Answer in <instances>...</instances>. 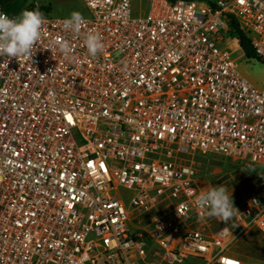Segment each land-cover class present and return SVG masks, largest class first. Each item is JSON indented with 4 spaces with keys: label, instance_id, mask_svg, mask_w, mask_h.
Listing matches in <instances>:
<instances>
[{
    "label": "built area",
    "instance_id": "built-area-1",
    "mask_svg": "<svg viewBox=\"0 0 264 264\" xmlns=\"http://www.w3.org/2000/svg\"><path fill=\"white\" fill-rule=\"evenodd\" d=\"M82 1L78 34L42 12L32 59L0 57V264H243L264 198L207 217L189 159L264 166V87L227 44L234 22L264 63V0Z\"/></svg>",
    "mask_w": 264,
    "mask_h": 264
},
{
    "label": "rangeland",
    "instance_id": "rangeland-1",
    "mask_svg": "<svg viewBox=\"0 0 264 264\" xmlns=\"http://www.w3.org/2000/svg\"><path fill=\"white\" fill-rule=\"evenodd\" d=\"M203 1V0H198ZM18 14L29 8L45 9L50 16L69 18L72 12L83 17L90 13L82 0H16ZM241 75L256 87H264V63L247 59L241 50L235 49L232 42L227 43ZM190 163L196 170L197 181L201 187L224 186L232 194L234 207L238 208L251 195L264 198V166L247 162L233 161L217 155L194 154ZM233 256L243 264H264V233L251 230L231 247ZM182 264H201L197 260H187Z\"/></svg>",
    "mask_w": 264,
    "mask_h": 264
},
{
    "label": "clouds",
    "instance_id": "clouds-1",
    "mask_svg": "<svg viewBox=\"0 0 264 264\" xmlns=\"http://www.w3.org/2000/svg\"><path fill=\"white\" fill-rule=\"evenodd\" d=\"M45 22L46 17L38 10H25L19 17L12 18L0 12V57L18 60L21 57L32 59ZM84 23V17L79 12H72L70 17L63 21V30L78 34ZM84 42L88 54L92 57L103 51L102 38L96 32L89 31ZM52 45L57 46V42L53 41ZM58 46L66 57L72 52L70 44L66 41ZM8 61L4 60L3 64L7 65ZM194 204L198 208L205 209L207 217L215 218L223 223L230 221L238 212V209L234 207L232 194L229 195L228 190L222 185L215 186L199 195Z\"/></svg>",
    "mask_w": 264,
    "mask_h": 264
},
{
    "label": "trees",
    "instance_id": "trees-1",
    "mask_svg": "<svg viewBox=\"0 0 264 264\" xmlns=\"http://www.w3.org/2000/svg\"><path fill=\"white\" fill-rule=\"evenodd\" d=\"M3 1V9L10 15H16L18 14V9L16 7L15 1L16 0H2ZM173 1V0H171ZM31 10H33V8H30ZM40 12H48L45 9H39ZM230 35L232 37H236L239 41V45L241 47V49L244 52V55L247 59H254L256 58L255 53L250 45L249 39L248 37L241 32L238 27L236 26V24L233 22L231 24V28H230Z\"/></svg>",
    "mask_w": 264,
    "mask_h": 264
}]
</instances>
